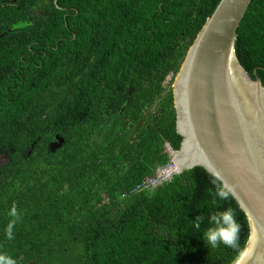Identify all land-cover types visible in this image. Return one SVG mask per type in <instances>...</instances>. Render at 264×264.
Masks as SVG:
<instances>
[{
	"label": "trees",
	"instance_id": "trees-1",
	"mask_svg": "<svg viewBox=\"0 0 264 264\" xmlns=\"http://www.w3.org/2000/svg\"><path fill=\"white\" fill-rule=\"evenodd\" d=\"M220 1L0 0V264L238 261L248 218L204 168L135 190L180 148L174 80ZM23 35L45 56L13 52ZM235 53L264 85V0ZM229 208L235 246L206 247Z\"/></svg>",
	"mask_w": 264,
	"mask_h": 264
},
{
	"label": "water",
	"instance_id": "water-1",
	"mask_svg": "<svg viewBox=\"0 0 264 264\" xmlns=\"http://www.w3.org/2000/svg\"><path fill=\"white\" fill-rule=\"evenodd\" d=\"M251 2H219L173 84L182 141L172 150L178 171L168 180L201 167L234 197L250 225L247 247L235 264H264V85L257 70L247 72L235 53Z\"/></svg>",
	"mask_w": 264,
	"mask_h": 264
},
{
	"label": "clouds",
	"instance_id": "clouds-1",
	"mask_svg": "<svg viewBox=\"0 0 264 264\" xmlns=\"http://www.w3.org/2000/svg\"><path fill=\"white\" fill-rule=\"evenodd\" d=\"M218 194L222 199L227 198V193L225 191L221 190ZM199 221L200 217L196 219L195 226L197 228L200 227ZM209 224L211 226L208 227L202 234V240L206 247L210 245L215 248L220 243L229 247L235 246V243L238 240L240 226L234 218L232 209L229 208L222 212L210 214ZM8 264H12V262L9 261Z\"/></svg>",
	"mask_w": 264,
	"mask_h": 264
},
{
	"label": "built area",
	"instance_id": "built-area-1",
	"mask_svg": "<svg viewBox=\"0 0 264 264\" xmlns=\"http://www.w3.org/2000/svg\"><path fill=\"white\" fill-rule=\"evenodd\" d=\"M171 77L167 78L165 83H168ZM166 151L169 154V157L172 158L173 151L168 144L166 145ZM177 171H178V168H177L176 163L174 162L173 159H170L169 163L166 166L159 168L157 172L155 173V175L143 180L142 183H140L136 187L135 190L140 189L142 187H148V186L156 187L159 184L163 183L164 181L170 179L173 175L177 173Z\"/></svg>",
	"mask_w": 264,
	"mask_h": 264
},
{
	"label": "flooded vegetation",
	"instance_id": "flooded-vegetation-1",
	"mask_svg": "<svg viewBox=\"0 0 264 264\" xmlns=\"http://www.w3.org/2000/svg\"><path fill=\"white\" fill-rule=\"evenodd\" d=\"M26 44V38L23 35L22 39L20 40L19 44L15 43L13 45H17V49L14 50L13 52H16L17 54L21 53L20 58L25 62V60L23 59L26 56H38V58L40 57V55L45 56V48L44 45L40 44L41 46L38 49H33L30 46V44ZM25 45V46H24ZM9 159L6 158V155H2L0 158V167L3 166L4 164H6V162H8Z\"/></svg>",
	"mask_w": 264,
	"mask_h": 264
},
{
	"label": "bare ground",
	"instance_id": "bare-ground-1",
	"mask_svg": "<svg viewBox=\"0 0 264 264\" xmlns=\"http://www.w3.org/2000/svg\"><path fill=\"white\" fill-rule=\"evenodd\" d=\"M233 63H235V62H233Z\"/></svg>",
	"mask_w": 264,
	"mask_h": 264
}]
</instances>
